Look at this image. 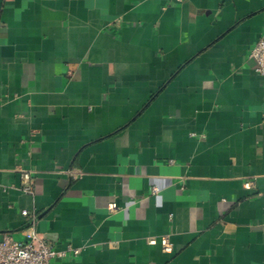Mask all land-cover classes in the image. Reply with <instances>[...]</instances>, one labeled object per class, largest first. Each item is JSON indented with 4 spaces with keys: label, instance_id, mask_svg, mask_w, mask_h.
<instances>
[{
    "label": "crops",
    "instance_id": "obj_1",
    "mask_svg": "<svg viewBox=\"0 0 264 264\" xmlns=\"http://www.w3.org/2000/svg\"><path fill=\"white\" fill-rule=\"evenodd\" d=\"M262 35L264 0H0V238L33 226L50 264H264Z\"/></svg>",
    "mask_w": 264,
    "mask_h": 264
},
{
    "label": "built area",
    "instance_id": "obj_2",
    "mask_svg": "<svg viewBox=\"0 0 264 264\" xmlns=\"http://www.w3.org/2000/svg\"><path fill=\"white\" fill-rule=\"evenodd\" d=\"M181 1V0H172ZM249 56L255 61L254 70L264 75V35L260 36L250 49ZM73 178L79 177L80 171L77 169L70 170ZM20 189L26 193L34 192L31 170L20 169ZM155 191L156 189L153 188ZM23 215H28L27 210H22ZM32 223H35L36 217L32 216ZM25 238L16 240L9 232L2 234L0 238V264H50V260L56 256L65 255V251L55 250L47 241L45 235L37 231L33 226L25 229ZM156 238H150L149 243H156ZM162 248L169 252L172 245L167 237H161ZM74 253L79 251L78 248H71Z\"/></svg>",
    "mask_w": 264,
    "mask_h": 264
}]
</instances>
